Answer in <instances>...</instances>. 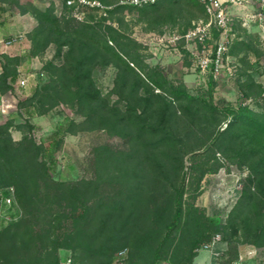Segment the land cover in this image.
<instances>
[{
	"label": "trees",
	"instance_id": "trees-1",
	"mask_svg": "<svg viewBox=\"0 0 264 264\" xmlns=\"http://www.w3.org/2000/svg\"><path fill=\"white\" fill-rule=\"evenodd\" d=\"M66 1L58 14L54 3L45 9L25 8L13 0L22 14L30 13L38 22L27 35L31 48L26 57H43L54 44L55 60H62L60 65L50 60L42 68L48 73L47 82L19 106H25L29 117H35L47 115L55 106L71 104L83 120L61 125L56 138L81 128L105 131L125 143L119 147L97 145L90 161L92 176L60 182L52 178L50 167L40 158L43 146L27 136L14 142L10 132L14 121L0 124V190L14 187L28 214L48 216L47 228L40 227V231L47 230L50 240L45 257L27 258L22 253L27 247L13 243L24 227L32 228L31 224L29 220L13 223L0 230V241L11 243V252L0 247V263L62 264L60 250H70L73 264H113L121 252L130 249V264H195L199 250L214 236L229 228L235 236L241 226L249 243L264 246V106L261 111L248 105L216 107L212 76L210 100L192 96L185 85L174 84L159 67L147 64L142 46L122 30L125 9L149 12L143 13L146 20L163 26L175 24L172 16L185 4L197 6L206 17L203 4L198 0H160L134 7L120 5L119 0L107 17L91 14L87 21L79 22L71 16ZM115 19L118 27L107 24ZM241 25L235 21L237 38L231 54L241 47L248 53L255 51L252 35ZM240 30H244L243 40ZM20 64V57H6L0 65V94L13 90ZM99 66L117 69L111 91L118 97L115 103L97 85ZM240 88L248 99L263 97V86L250 75ZM56 138L48 151L62 143ZM191 153L193 202H186L184 159ZM217 154L249 169L248 184L226 226L207 217L195 204L202 177L223 166ZM212 159L217 160L215 166ZM37 219L33 225H39Z\"/></svg>",
	"mask_w": 264,
	"mask_h": 264
},
{
	"label": "rangeland",
	"instance_id": "rangeland-1",
	"mask_svg": "<svg viewBox=\"0 0 264 264\" xmlns=\"http://www.w3.org/2000/svg\"><path fill=\"white\" fill-rule=\"evenodd\" d=\"M18 1L22 7L31 8L35 6L39 9H45L54 3L58 14H60L61 0ZM106 1L112 3L110 6L113 8L119 0ZM248 10L252 11L253 8ZM143 13L137 9L132 11L125 9L122 15L125 23L122 30L142 46L140 51L145 62L151 67H159L163 74L174 84L185 85L192 96L206 97L207 100H210L211 75L202 72L201 69L195 66L192 57L186 56L184 44L172 45L170 43L168 46L167 40H164L165 42L160 41V37H165V34L175 31L182 32L183 29L192 26L194 22L204 19L203 12L197 6L185 4L183 8L174 12L172 17L175 19V24L168 22L163 26H154L153 19L147 21L144 15L149 12ZM233 13L236 16L242 15L237 10H233ZM168 14L169 12L165 11L164 15L168 16ZM94 15L98 16L97 18L100 17L97 12ZM37 24L35 17L30 13L22 14L21 8L13 3V0L0 1V65H3L6 57L21 58V64L18 67L19 77L13 90L0 94V124L5 123L7 120L14 121V125L10 129L14 142H19L24 136H27L34 139L38 145L43 146L45 150L40 158L42 161H46L50 167V175L54 180L76 182L81 179H88L92 176L90 161L94 148L105 143L119 147L123 146L125 142L120 138L110 137L105 131H89L81 128L75 134H63L56 138L55 133L61 125L67 127L71 120L76 122L83 120L77 112V108L71 104L55 106L47 115L35 117H29L26 107L19 106V102L30 99L34 91L47 82L48 73L42 71V68L50 60H55L56 47L54 44L49 46L43 57L38 56L31 58V60L26 57L31 48V42L27 35ZM107 24L118 27L116 19L108 21ZM243 28L248 31L247 34L252 35L250 40L254 43L255 51L251 50L248 53L245 48L241 47L234 54L229 52L231 67L233 66V68L231 73L226 70L217 80L213 79L215 81L212 93L213 102L216 107L221 109L229 106L237 108L240 105H248L256 111H261L262 106H264V93L262 98L256 101L251 100L244 96L240 85L250 75L264 88V37L258 24H251L250 27ZM240 33L243 37L240 39L243 40L245 38L244 30H240ZM7 41H11V44L6 45ZM61 62L62 60H55L58 65L62 64ZM2 73L3 67L0 66V75ZM31 73L34 74V78L29 80L26 87H21L20 79ZM116 74L117 69L114 66H99L95 72L99 89L104 95H109L113 103L118 99L116 95L111 94ZM6 111H9L8 114L5 113ZM225 127L226 122L222 124V129ZM55 138L62 143L48 151L52 140ZM192 158L193 154L191 153L184 159L185 171L187 172V191L184 196L186 202H193L190 193V183L193 176L190 168L194 165ZM217 159L223 166L217 172H208L202 177L200 194L195 200V204L206 211L207 217L212 220H220L226 226L231 211L242 196L245 183L248 184L249 169L246 166L229 162L221 154H217ZM216 161L212 159L211 165L215 166ZM44 190L43 188L41 190L43 194L45 193ZM16 201L19 207L17 219L14 221L3 219L0 222V230L13 223L24 224L23 220H29L32 228L24 227L15 237L13 244L27 247L22 252L23 256L27 258L45 257L50 249L48 248L50 240L47 239L48 231H40V227L47 228L48 216L44 213H38L40 219H37L38 216L28 214L17 197ZM36 219L38 220V226L32 224L36 222ZM237 223H240V221L238 220ZM244 231L245 229L241 226L237 235L234 236L232 229H223L220 234L221 241L212 250L208 251L211 255V262L213 264H264V246H254L249 243ZM10 245L11 243L8 241H0V247H5L11 252ZM129 251L130 249L124 255L125 257H117L113 264H130L128 261ZM206 251L199 250V253H201L199 255H207ZM237 252L239 253L238 258H236ZM59 256L63 264L66 258L73 259L74 253L70 250H60ZM71 264L73 263L71 262Z\"/></svg>",
	"mask_w": 264,
	"mask_h": 264
},
{
	"label": "built area",
	"instance_id": "built-area-1",
	"mask_svg": "<svg viewBox=\"0 0 264 264\" xmlns=\"http://www.w3.org/2000/svg\"><path fill=\"white\" fill-rule=\"evenodd\" d=\"M160 0H120V5L142 7L156 3ZM204 8L206 17L194 22L186 32H171L160 37L161 42L168 41V46L184 44L185 50L189 52L195 66L204 73H209L214 80H217L226 70L230 73V48L237 38L235 32V21H241L243 27H250L251 24H258L264 37V0H199ZM67 7L73 18L79 22L89 19L95 12L101 16H108L112 6H107L96 0H67ZM63 0H61L60 13L62 12ZM253 8L252 11L248 9ZM237 10L242 15H234ZM11 44L7 41L6 45ZM34 74L23 76L20 79L21 87H26ZM19 207L16 201L14 187L0 190V222L5 219L14 221L17 219ZM221 241L220 235L213 237L212 241L203 246L201 250H212ZM127 251L121 252L117 257L121 258ZM72 259L66 258L63 264H71ZM16 264V263H0Z\"/></svg>",
	"mask_w": 264,
	"mask_h": 264
},
{
	"label": "crops",
	"instance_id": "crops-1",
	"mask_svg": "<svg viewBox=\"0 0 264 264\" xmlns=\"http://www.w3.org/2000/svg\"><path fill=\"white\" fill-rule=\"evenodd\" d=\"M208 253V251H206ZM201 255V253H200ZM198 256L196 259H195V264H213L211 262V255L208 253L207 255H203V256ZM160 264H170L168 262H162Z\"/></svg>",
	"mask_w": 264,
	"mask_h": 264
}]
</instances>
